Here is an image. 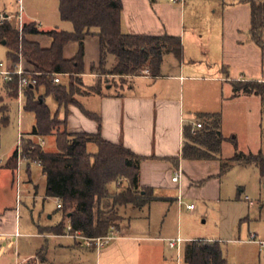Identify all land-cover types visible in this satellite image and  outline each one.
<instances>
[{
	"label": "crops",
	"instance_id": "crops-1",
	"mask_svg": "<svg viewBox=\"0 0 264 264\" xmlns=\"http://www.w3.org/2000/svg\"><path fill=\"white\" fill-rule=\"evenodd\" d=\"M119 1L124 6L122 29L125 35L169 36L181 39L185 53L184 62L181 64L174 56H167L162 77L159 79L152 78L146 72L141 77L131 80L130 84L124 88L108 85L105 96L81 97L78 105L64 110L63 121H67L68 132L71 135H101L105 141L113 145H123L135 155L145 159L141 167V188L143 191L152 192L157 200L150 208H147L149 217L154 208L162 206H176L181 214L185 195L191 194L189 196L197 198L198 195H203L209 184L221 181L219 162L183 160L185 128L192 127L196 130V126L201 123L197 120L200 115H217L215 113L217 109H213L212 87L222 88L225 91L233 89V85L238 83L264 84V52L251 39L252 12L249 5L241 3L243 0H182L179 3H174V0ZM252 1L264 3V0ZM187 9H190V30L186 26ZM10 21L13 22V19ZM15 21L18 24L17 19ZM24 22L25 25H37V23L28 22L25 15ZM38 28L40 30L39 26ZM29 40L39 44L45 50L53 45V40L47 36L29 37ZM79 50V44H70L65 49V59L74 60ZM85 55L86 74L83 76V83L87 88H92L96 85L98 76L92 74L91 68L93 65H98L101 58L100 41L97 37L86 39ZM24 64L27 71L33 72L25 61ZM115 66L116 60L110 58L108 70H112ZM87 77L94 80L92 85L85 82ZM187 87L190 101L188 104L185 99ZM195 89H201L203 92L205 90V93L201 94H206V99L200 100L199 109L194 104ZM227 104L228 108L235 109L234 120L239 129L240 122H246L248 136L252 144L259 148L263 144L261 141L264 135V112L261 99L245 96L235 99L233 94ZM243 109L245 110L242 115L238 110ZM226 110L220 114L222 136L225 130L228 131L227 126L231 120V114L228 109ZM236 131L232 132L236 133ZM231 140H234V144L239 148L237 138ZM43 144L42 148L45 146V143ZM179 168L183 169L185 177L182 184H173L172 180ZM202 169H206L207 174L204 179H198L196 174ZM12 174L18 179L20 189L17 174L13 172ZM260 187L263 188L261 182ZM246 200L250 201L248 197ZM56 202L58 211H61L59 209L61 201L56 200ZM250 204L254 207V203ZM190 206L194 205L188 207ZM127 211L130 214L140 213L134 208ZM19 215V211L13 208H0V264H12L10 259L14 258L17 259L15 264H46L43 257L39 260V255L19 253L21 252L20 241L23 238ZM50 220L53 218L50 217ZM258 221L263 223L264 219L260 217ZM58 226L38 227V231L54 229ZM263 229L259 230L263 231ZM144 234L135 235L121 227L120 230H116L113 243L100 251L89 248L84 240L71 235H46L41 232L40 235L32 236L47 242L61 239L74 241L76 247L63 245V251L70 252L69 254L86 251L90 255H95V264H143V255L153 251L154 244L162 242L167 244L166 249L169 251H177L169 246V241H175V239H157L146 237ZM261 234L264 236L263 233ZM251 237H255L257 242H264L255 233L249 237L250 245L259 247L258 244L250 243ZM178 240L186 246L193 242L214 243L182 238ZM5 243H15L16 252L6 249ZM45 262L48 260L46 259Z\"/></svg>",
	"mask_w": 264,
	"mask_h": 264
},
{
	"label": "trees",
	"instance_id": "trees-1",
	"mask_svg": "<svg viewBox=\"0 0 264 264\" xmlns=\"http://www.w3.org/2000/svg\"><path fill=\"white\" fill-rule=\"evenodd\" d=\"M60 15L64 22L71 23L73 33L54 30L42 33L36 24L25 26L20 34L16 22L7 21L0 25V44H6V69L13 71L23 59L33 69L38 79L36 87L25 92L27 113L34 114L37 125L33 136L48 138L56 136L58 153L50 154L33 142L19 149L9 160L6 168L16 174L20 160L38 164L47 180L48 197L62 202L65 221L54 229L43 232L58 236L81 237L87 240L107 238L112 230H120L126 219L121 212L134 208L143 211L157 200L150 191L141 188V167L144 158L135 155L123 145H113L101 135H71L67 121H60L53 115L46 103L53 98L63 110L78 105L77 98L105 96L106 87L124 88L130 81L148 72L154 79L162 77L167 56H174L184 62V47L181 39L164 37L128 36L123 33L124 6L119 0H60ZM252 12L251 39L264 52V3L243 0ZM97 30L98 33H94ZM47 36L53 40L50 49L45 50L29 37ZM97 37L100 41L101 58L91 68L92 74L101 77L92 88L83 94L85 70V41ZM73 43L80 50L74 60L67 61L65 49ZM116 60V66L108 70L109 59ZM54 75H70L74 83L67 89L54 83ZM112 78L113 82L101 80ZM5 84V83H4ZM10 100H18V81L5 84ZM234 98L257 97L261 99L264 112V84L238 83L233 85ZM44 91L42 95L41 92ZM0 153L1 133L8 127L7 106L0 109ZM202 130L186 127L182 158L186 162H219V178L225 177L235 168L254 167L259 171L264 186V155L236 154L232 159L222 160L224 138L221 135L222 116L200 115ZM63 129V131H61ZM234 144V140H230ZM98 149L97 155L89 153V147ZM236 147L237 145L234 144ZM127 183L126 186H123ZM118 186L116 194L111 187ZM69 228L71 231L69 232ZM186 264H228L219 243L193 242L186 246Z\"/></svg>",
	"mask_w": 264,
	"mask_h": 264
},
{
	"label": "rangeland",
	"instance_id": "rangeland-1",
	"mask_svg": "<svg viewBox=\"0 0 264 264\" xmlns=\"http://www.w3.org/2000/svg\"><path fill=\"white\" fill-rule=\"evenodd\" d=\"M22 4L26 20L37 23L42 33H49L54 30L65 33L74 32L73 25L64 22L61 18L60 0H22ZM18 12V0H0V14L5 17H13V22H16L15 16H17ZM189 19L190 9H187L186 26L190 30L191 24ZM1 23L0 21V25ZM94 33H98V31L95 30ZM0 60L5 64L8 62L7 49L1 44ZM98 78L100 79L101 77L98 76ZM101 80L107 82V84L113 82L112 78H102ZM85 82L88 85H92L94 80L87 77ZM71 83L73 84L74 81H72L70 75H64L61 85L69 89ZM86 88L83 83V88L81 89L83 94L86 92ZM217 88H211L213 109H217L215 113L222 114L228 109L229 114H231V120H229V125L227 126L228 131H224L223 152L220 158L226 161L232 159L240 152H244L247 155L250 153L254 155L262 153L264 155V135L261 141L263 146L261 145L257 148L252 144V140L248 136L249 132L246 129V122H240L241 127L239 129L237 122L234 120L236 117L235 109L228 108L227 103L234 94L233 89H226L224 91L222 88ZM188 90V87L185 88L187 104L190 102ZM195 92L196 101L194 104L199 109L200 100L206 99V94H201L205 93V90L203 92L201 89H195ZM42 93L44 94V91ZM46 103L53 115H57L59 120L63 121V113L65 111L59 107L58 103L51 97L46 99ZM4 106L8 108L6 117L9 119V125L3 128L1 133L0 208H13L19 211L21 232L23 234V238L20 241L21 252L19 253L22 255L25 253L39 255V260L43 257L46 264H95V255H90L86 251H77V254H69L70 252L66 253L63 251V245L76 247L74 241L61 239L59 241L47 242L38 240L32 236L33 234L40 235L41 232L47 235L48 233L42 230L41 232L40 230L38 231V227L58 226L62 221H65L64 213L58 211L56 200L48 198L47 180L43 169L38 164L23 160L20 162V168L16 173L20 181V189L18 179L13 177L12 171L8 170L6 166L14 153L20 148L19 142L21 136H23L22 148L30 142L40 146H43V143H45L43 147L44 151L50 154L58 153L57 139L56 136L48 138L33 136L37 122L34 114L25 111L26 97L22 100V109H20L19 100L9 99L5 84L0 79V109ZM244 110H238V112H241L243 115ZM2 117L0 112V120ZM234 130H237L236 133L232 132ZM232 133L234 134L232 135ZM234 138H237L239 148L230 141ZM89 153L97 155V147L91 146ZM206 174V169H202L196 174V177L204 179ZM260 182V174L256 168H235L232 172L221 178L220 182L217 181L209 184L203 195H198L199 197L197 196V198L189 196L191 194L185 195L181 214L178 212L176 206L154 208L150 216L151 218L149 217V209L134 214H130L127 211L129 209H126L121 212L122 216L126 219L122 227H124V230L130 231L135 235L145 233L146 237L157 239L173 238L178 240L182 238L213 241L221 245L228 264H264V253L261 252L259 247L248 243L250 235L255 233L260 236L261 241H264V236L261 234H264V229L263 231L259 230L260 228H264V222L260 223L258 221L260 217L264 219V209L262 210L264 207V186L261 188ZM126 185L127 183L123 184V186ZM117 188L118 186L111 187L113 195L116 194ZM243 191L244 193L242 194ZM247 197L250 201L246 200ZM250 203H254V207ZM189 205H194L196 211H188ZM50 217L53 220H50ZM5 245L6 249H9L13 253L16 252L15 243H5ZM153 246V251H149L146 255H143L145 259H142L143 264H186L184 259L185 244H183L180 251V260L177 251L166 249V243H157ZM42 250L46 252L43 253ZM46 259L48 262H45ZM16 260V258L10 259V262L15 264ZM167 260L168 262H166Z\"/></svg>",
	"mask_w": 264,
	"mask_h": 264
},
{
	"label": "built area",
	"instance_id": "built-area-1",
	"mask_svg": "<svg viewBox=\"0 0 264 264\" xmlns=\"http://www.w3.org/2000/svg\"><path fill=\"white\" fill-rule=\"evenodd\" d=\"M182 2V0H174V3H179ZM18 6H19V12L17 14V19L18 24H19V32L21 35L24 33L25 29V22H24V9H23V4L22 0H18ZM12 17H5L2 14H0V21L2 22L1 24L6 23L7 21L12 20ZM63 75H54V83L56 85H61L62 84V78ZM0 79L5 84H15L16 81H18V92H19V102H20V108H22V100L25 98V92L29 87H36L38 85V79L34 74H29L28 71L26 70L24 66V60L21 59V62L18 66L15 67L13 71L7 70L6 69V64L0 60ZM203 129V124L200 123L196 126V130H202ZM20 148L19 149V155L20 158L22 157V145H23V136L20 137V142H19ZM22 159L20 160V162ZM185 177L184 171L182 168H179L175 172V176L172 180L173 184H182V181ZM180 201L182 199L180 198ZM59 209L62 210V202H59ZM188 211L194 212L195 207L190 206L187 208ZM71 231V228H69V232ZM115 233L116 230L113 229L112 233L110 234L109 237L107 238H102V239H97V240H87V239H82L81 237H75L79 238L81 240H84L85 243L89 248H95L97 250H103L107 246H109L114 240H115ZM250 243L258 244L261 252L264 253V242H257V239L255 237H251ZM183 242L181 240H175V241H169V246L172 250H177L180 256V251H181V245ZM180 258V257H179Z\"/></svg>",
	"mask_w": 264,
	"mask_h": 264
},
{
	"label": "water",
	"instance_id": "water-1",
	"mask_svg": "<svg viewBox=\"0 0 264 264\" xmlns=\"http://www.w3.org/2000/svg\"><path fill=\"white\" fill-rule=\"evenodd\" d=\"M3 46H6V44L4 43Z\"/></svg>",
	"mask_w": 264,
	"mask_h": 264
}]
</instances>
